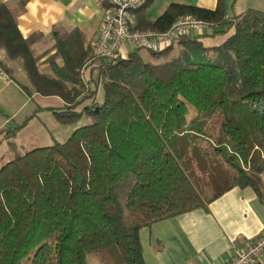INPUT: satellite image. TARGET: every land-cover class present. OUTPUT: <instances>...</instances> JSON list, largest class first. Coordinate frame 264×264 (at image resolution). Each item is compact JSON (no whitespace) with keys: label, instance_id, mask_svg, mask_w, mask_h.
I'll list each match as a JSON object with an SVG mask.
<instances>
[{"label":"trees","instance_id":"trees-1","mask_svg":"<svg viewBox=\"0 0 264 264\" xmlns=\"http://www.w3.org/2000/svg\"><path fill=\"white\" fill-rule=\"evenodd\" d=\"M142 1L134 29L164 31L181 16L217 27L179 41L178 54L156 64L141 49L94 56L73 31L55 37V53L44 60L63 61L65 70L51 78L31 47L40 35L23 37L0 3V48L21 59L25 94L60 97L63 108L48 109L60 124L89 121L64 142L24 154L8 142L12 158L0 167V264H88L89 256L145 264L141 228L206 208L233 187H251L264 204V12L226 16L224 0L214 9L172 2L149 21L150 1ZM215 35L225 39L211 47L199 38ZM173 43L146 51L161 59ZM90 57L94 88L85 93L77 68ZM0 70L11 76L1 61Z\"/></svg>","mask_w":264,"mask_h":264},{"label":"crops","instance_id":"crops-1","mask_svg":"<svg viewBox=\"0 0 264 264\" xmlns=\"http://www.w3.org/2000/svg\"><path fill=\"white\" fill-rule=\"evenodd\" d=\"M149 1L144 13L149 21L155 20L172 2L192 4L207 9H214L217 2V0ZM241 2H245V0ZM0 3H4L11 10L14 19H16L18 32L23 37L36 32L40 35V38L31 47L40 57L39 70L51 78L59 77L56 72L65 70L60 57H55L49 62L44 61L47 56L55 53L53 46L55 37L61 38L77 31L78 39L83 42V47L92 52V43L98 36L106 10V4L102 0H0ZM236 4H238L237 0H224L226 16L240 14L248 8L264 12V5L250 6L248 2L241 3L246 5L245 9L243 6L239 10L237 8V12H235ZM138 13L137 11L132 13L133 28L136 27ZM194 37L196 34L191 32L176 41L179 51L182 49V44L179 41ZM199 38L204 46L211 47L219 45L225 36L215 35ZM133 49L130 45L125 44L121 49L120 57H126L128 52ZM91 59L92 57L88 58L77 69L80 84L84 88L92 89V87L94 88L92 78L95 76L93 67L97 62L92 63ZM15 60L9 59L5 51L0 48V61L10 69L11 74L9 76L0 70V90L3 87H10L12 82L18 84L13 76V70L17 69ZM17 64V71L26 81L25 84L20 85L29 87L30 84L21 61H18ZM68 84L71 87L73 85L72 83ZM6 98L10 97L6 96ZM27 99L34 106L33 113L38 114L49 112L48 109L52 108L60 110L64 106V101L55 95L42 96L35 92ZM7 120L6 122L10 125L11 122ZM76 127L78 126L72 127L71 133ZM62 132L66 133L64 129ZM68 135L70 136V133ZM262 230H264L263 202L251 187H233L212 200L206 208H196L155 222L141 228L138 235L145 264H225L230 257L243 248L245 243ZM256 264H264V252Z\"/></svg>","mask_w":264,"mask_h":264},{"label":"built area","instance_id":"built-area-1","mask_svg":"<svg viewBox=\"0 0 264 264\" xmlns=\"http://www.w3.org/2000/svg\"><path fill=\"white\" fill-rule=\"evenodd\" d=\"M106 3L105 15L99 33L92 43V55L113 59L120 56L125 44L134 49L153 52L169 47L179 38L194 32L209 35L217 27L215 23L181 16L164 31L137 30L133 28L131 16L142 5V0H102ZM264 252V230L245 243L225 264H256Z\"/></svg>","mask_w":264,"mask_h":264},{"label":"rangeland","instance_id":"rangeland-1","mask_svg":"<svg viewBox=\"0 0 264 264\" xmlns=\"http://www.w3.org/2000/svg\"><path fill=\"white\" fill-rule=\"evenodd\" d=\"M241 1L243 0H237L238 4H236L235 6L234 9L235 12H237V8L239 10V8L241 9L244 6L241 3L245 4L248 2V5L250 4V6L264 5V0H260L258 2L256 0H245V2H241ZM245 6L243 7L244 9ZM173 44H174L173 50L170 51L168 54H166V56H164L161 59H155L151 57L145 49H141L140 53L144 56V58L148 62L152 64L164 63L174 58L179 52V47L177 46L178 43L174 41ZM209 55L210 53L207 54V56ZM196 58L201 59L203 58V56H199V57L196 56ZM18 61H21V59L18 58L15 60L14 63L17 69L13 70L14 72L13 76L18 81V84L16 82H12L10 84V87L7 88L3 87V89L0 90V167L2 166V164L4 165L12 158V152L7 146L9 141L15 142L17 146L16 148L17 151L20 154H24L25 152L32 150L34 148H39V147L41 148L52 145L54 142L62 143L69 136L68 134L71 133L72 127H74L75 125L83 126L84 124L89 122L86 118H82L75 125H63L57 122V120L50 112L46 111V112H40L39 114L35 113L34 118H32L33 120L28 119L23 127L16 130L15 133L12 132L11 129L13 128V126H15L16 124H21V122H23L30 115H32L33 113L32 110L34 107L32 102H29V100L27 99V97L29 96L25 94V92L21 88L20 84H25L26 81L21 77L19 71H17ZM86 89L87 88H85L84 92L88 93ZM95 94H96L95 95L96 100L99 101L100 99H102V88L100 87V85L97 89V93ZM6 96L10 98L7 99ZM89 100H87L86 102H88ZM191 114H192V110L189 111V115ZM6 120L11 122V124L9 125L8 122H6ZM63 129L66 131L65 134H63L62 132ZM211 192L212 190L207 192V196H210ZM87 263L101 264L94 256H89Z\"/></svg>","mask_w":264,"mask_h":264}]
</instances>
